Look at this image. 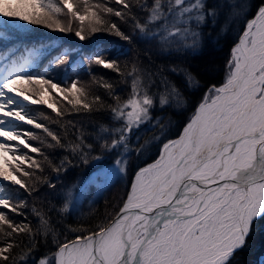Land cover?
Instances as JSON below:
<instances>
[{"label":"snow or ice","instance_id":"obj_1","mask_svg":"<svg viewBox=\"0 0 264 264\" xmlns=\"http://www.w3.org/2000/svg\"><path fill=\"white\" fill-rule=\"evenodd\" d=\"M223 7L239 6L227 0H0L2 39L42 26L95 42L87 54L41 39L0 55V264H231L264 219V0L231 48L223 83L212 85L179 135L135 170L114 216L91 229L69 226L74 239L61 242L47 213L34 204L29 209L30 197L41 187L54 193L73 159L88 164L97 147L101 155L92 161L105 153L114 157L99 175H126L127 157L145 149L130 147L133 130L152 121L157 103L163 109L181 97L167 79L158 83L136 64L129 69L112 58L107 53L116 50L98 35L188 52L200 46L199 29L215 22ZM239 14L232 11L233 18ZM70 56L80 59L70 62ZM93 65L120 79L96 76ZM80 72L90 80L80 79ZM160 84L164 91L154 92ZM196 84L185 73V85ZM124 89L126 97L120 95ZM33 106H46L55 116L38 122ZM103 112L109 123L89 135L68 119ZM46 149L67 154L57 163ZM64 187L55 197L64 201L58 214L87 196L83 182ZM29 216L39 223L34 226ZM40 236L51 247L37 259Z\"/></svg>","mask_w":264,"mask_h":264},{"label":"trees","instance_id":"obj_2","mask_svg":"<svg viewBox=\"0 0 264 264\" xmlns=\"http://www.w3.org/2000/svg\"><path fill=\"white\" fill-rule=\"evenodd\" d=\"M212 2L216 3L217 0H212ZM219 2L224 4V0H219ZM227 3L239 7L237 9L223 7L215 22L209 20L206 26L199 29L201 32L200 46L196 50H189L188 52L169 53L162 51L154 42L134 40L129 44L116 36L98 35V39L105 41L108 48L116 50L107 53L112 58L118 59L122 65L127 63L129 69L133 64H136L158 83L167 79L169 84L177 85L181 91V97L172 100L170 105L163 109L157 103L152 113V121L133 130L130 136V147L137 148L140 145H145V149L139 156L133 153L127 157L128 172L126 175L107 178L99 175L100 170L108 167L109 160L114 159V157L105 153L100 161H92L91 157L101 155L100 149L97 147V150L91 153L88 164L79 159H73L72 165L68 167L66 172L61 174V179L56 181L61 187L57 188L54 193L46 187H41L38 194H34L29 198V209L34 204L35 207L47 213L51 218L52 226L59 234L61 242L74 238L73 233L66 231L69 226L91 229L96 224L106 223L107 219L116 213L125 199L135 170L153 160L158 155L159 148L164 141L179 134L185 122L194 113L195 107L203 98L208 87L218 85L224 81L231 48L238 40L247 19L254 15L260 0H227ZM232 11H239V16L233 18ZM28 27L29 31L27 33H9L12 38L8 40L0 38V55L17 43H31L41 39H51L57 44L63 43L65 47H73L77 51L82 49L83 54L91 51L95 43L94 41H79L74 32L59 33L42 26ZM121 48L127 51V55H118ZM69 59L70 62H78L80 56H70ZM85 64H87V61H85ZM40 67L42 68L43 65H40ZM70 70L69 67L68 71L70 72ZM93 71L96 76H104L111 81L120 79L111 70L102 69L95 65H93ZM57 72H61V70L58 69ZM188 72L197 81V84L191 88L185 85V73ZM56 74V72L53 73V75ZM73 78L77 77L73 76ZM79 78L84 81L90 80V76L86 72H80ZM153 91H164L163 84H160L159 89L154 88ZM127 92L128 90L124 89L120 95L126 97ZM33 107L37 110L33 111L32 115L37 118L38 122L47 124L48 121L44 120L43 116H55L46 106ZM68 119L78 122L77 127L85 135L92 134L93 129L98 128L100 124L109 123L108 113L106 112L74 115ZM157 121L159 122L157 123ZM160 125H163V131H161ZM29 129L36 131L38 135H44L41 130L32 129V126H29ZM46 151L52 153V159L57 163L67 154L60 149H46ZM82 182L85 183L86 198H82V203L78 202L77 206L69 213L58 214L57 210L63 205L64 201L55 197L66 190L64 186L71 187ZM19 198L24 199L25 197L21 196ZM28 218L34 226L39 223L35 216H29ZM18 219L22 218L18 217ZM48 240L50 242V235ZM37 242L39 248L35 255L39 259L41 255L50 250L51 245L50 243L45 244L43 236H40ZM231 264H264V219L258 220L254 224L246 246L236 252Z\"/></svg>","mask_w":264,"mask_h":264},{"label":"water","instance_id":"obj_3","mask_svg":"<svg viewBox=\"0 0 264 264\" xmlns=\"http://www.w3.org/2000/svg\"><path fill=\"white\" fill-rule=\"evenodd\" d=\"M211 86H212V85H211ZM186 123H187V122H186ZM186 123H185V124H186ZM182 128H183V127H182ZM181 130H182V129H181ZM172 139H173V138H172ZM121 205H122V204H121ZM121 205H120V206H121ZM118 210H119V208H118ZM118 210H117V211H118ZM117 211H116V212H117ZM114 215H115V214H114Z\"/></svg>","mask_w":264,"mask_h":264},{"label":"rangeland","instance_id":"obj_4","mask_svg":"<svg viewBox=\"0 0 264 264\" xmlns=\"http://www.w3.org/2000/svg\"><path fill=\"white\" fill-rule=\"evenodd\" d=\"M27 127V126H26ZM28 128H29V126H28ZM131 185V184H130ZM130 188V187H129ZM129 188H128V190H129ZM126 198V197H125Z\"/></svg>","mask_w":264,"mask_h":264},{"label":"bare ground","instance_id":"obj_5","mask_svg":"<svg viewBox=\"0 0 264 264\" xmlns=\"http://www.w3.org/2000/svg\"><path fill=\"white\" fill-rule=\"evenodd\" d=\"M173 139H175V138H173ZM152 162V161H151ZM151 162H149V163H151ZM144 166V165H143ZM142 167V166H141Z\"/></svg>","mask_w":264,"mask_h":264}]
</instances>
